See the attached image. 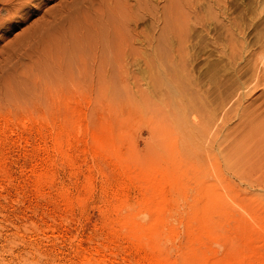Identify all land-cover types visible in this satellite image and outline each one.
<instances>
[{
	"label": "rangeland",
	"instance_id": "rangeland-1",
	"mask_svg": "<svg viewBox=\"0 0 264 264\" xmlns=\"http://www.w3.org/2000/svg\"><path fill=\"white\" fill-rule=\"evenodd\" d=\"M180 3L178 26L171 0L12 9L0 264H264V148L240 151L264 122V0Z\"/></svg>",
	"mask_w": 264,
	"mask_h": 264
},
{
	"label": "bare ground",
	"instance_id": "bare-ground-1",
	"mask_svg": "<svg viewBox=\"0 0 264 264\" xmlns=\"http://www.w3.org/2000/svg\"><path fill=\"white\" fill-rule=\"evenodd\" d=\"M34 0H0V8L2 7V9L5 10V13H6V17L5 18H2L1 17V10H0V27L3 25V24H7V23H10L12 22V20L14 18H16V13H14L11 17H10V12L12 11L13 8H16L17 6H21V5H27V4H30V2H33ZM81 4L84 2V0H80ZM140 2V1H139ZM166 3V2H165ZM169 3V2H168ZM171 3L173 4V6L171 8H169L168 10V16L169 19H167V23H169V21L172 22V20L170 19V16L173 17V14H174V18H175V21H176V26L180 25V22H179V19L182 17V9H181V3H180V0H171ZM183 3V2H182ZM170 5V4H168ZM189 5V4H188ZM184 6V5H183ZM144 7V6H143ZM150 7V6H149ZM22 10H25V9H22ZM111 10V9H110ZM144 10L146 11V14L149 15L150 17H152L154 19V14L150 12L149 8H147V6H145ZM167 13H165L167 15ZM129 20V19H128ZM151 21V20H150ZM130 22V21H129ZM152 23V22H151ZM167 23H165V21L163 22L162 26H161V29L163 31H167L168 29H170V26L167 25ZM136 24V23H135ZM129 25V24H128ZM175 25V24H174ZM173 25V26H174ZM127 26V25H126ZM125 27V26H124ZM174 28V27H173ZM113 30V28H112ZM120 30V29H119ZM125 30V29H124ZM114 38V37H112ZM107 41V40H106ZM121 43V42H120ZM124 44V43H123ZM108 45H109V42H108ZM122 45V44H121ZM103 46V45H102ZM111 46V45H109ZM118 47V46H117ZM122 47V46H121ZM119 48V47H118ZM110 49V48H109ZM114 50V48H112ZM112 49H110L111 51H113ZM103 51V50H102ZM116 51V50H114ZM113 53V52H112ZM115 53V52H114ZM117 53V52H116ZM117 55V54H116ZM115 56V55H114ZM152 57V56H151ZM114 61L117 62V58H114ZM149 61V59H148ZM151 61V60H150ZM115 62V63H116ZM262 62V61H261ZM118 63V62H117ZM151 62H149L150 64ZM260 72V71H259ZM257 72V73H259ZM263 73V71H262ZM261 74V73H260ZM259 75V74H258ZM262 75V74H261ZM256 76V75H255ZM254 76V77H255ZM258 77V76H257ZM260 77V76H259ZM262 77V76H261ZM178 79V78H177ZM263 79V78H262ZM159 80V79H158ZM161 80V79H160ZM176 80V78H171L170 81L174 83V81ZM258 80V79H256ZM264 80V79H263ZM169 81V82H170ZM158 82V81H157ZM161 82V81H160ZM259 82V80H258ZM260 83V82H259ZM159 84V82H158ZM175 84V83H174ZM264 85V84H262ZM178 89V88H177ZM175 92V91H174ZM177 93V92H176ZM264 95V94H263ZM216 104V103H215ZM214 104V105H215ZM219 105V103H217ZM218 105H216L217 107H219ZM200 107V105H199ZM206 107V106H205ZM216 107V108H217ZM197 110L198 109V103L196 100H193V99H189L188 101V104L185 106V108H183V112L186 113L190 110L193 111V110ZM201 109V107H200ZM205 109V108H204ZM179 110V109H178ZM200 111V110H199ZM182 112V113H183ZM209 113V112H208ZM210 114V113H209ZM205 115H207L205 113ZM239 115V114H238ZM243 115V114H242ZM209 116V115H208ZM214 116V113L213 115H211V117ZM216 116V115H215ZM244 116V115H243ZM211 117H209L207 119V122L206 125L203 127L200 132H197L196 130L194 131V129H192L191 131H188V135H191L193 139H196V137H203V132L206 131V133L209 131V126L210 124L213 122L211 121ZM227 118H230L228 116H226ZM215 118V117H214ZM218 118V117H216ZM215 118V120H216ZM242 119V117H241ZM206 121V119H205ZM184 122V121H183ZM211 122V123H210ZM252 123V122H250ZM213 124V123H212ZM249 124V123H248ZM254 124V122H253ZM249 125L247 126L246 128V131H244V135L242 136L241 138V141H242V145L240 146L242 148V150L240 151H243V150H246V151H260L261 149L264 148V122H262L261 124H255V125ZM181 125V123H180ZM212 126V125H211ZM197 132V133H196ZM210 133V132H209ZM246 133V134H245ZM199 134H202L201 136H199ZM209 135V134H208ZM207 137V135H206ZM200 140V139H199ZM202 140V139H201ZM197 142V140H195V143ZM223 142H226L223 141ZM222 142V144H223ZM227 143V142H226ZM199 144V143H198ZM223 146V145H222ZM232 146V145H231ZM236 151V150H235ZM243 153V152H242ZM238 154V153H237Z\"/></svg>",
	"mask_w": 264,
	"mask_h": 264
}]
</instances>
